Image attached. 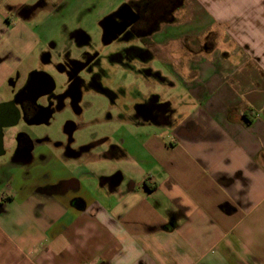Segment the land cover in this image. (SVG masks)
I'll list each match as a JSON object with an SVG mask.
<instances>
[{"label": "crops", "instance_id": "0c3cea01", "mask_svg": "<svg viewBox=\"0 0 264 264\" xmlns=\"http://www.w3.org/2000/svg\"><path fill=\"white\" fill-rule=\"evenodd\" d=\"M202 3L221 11L238 47L224 63L208 60L219 52L189 53L180 69L165 63L161 88L179 83L185 95L156 94L171 124H145L158 131L140 144L118 132L107 145L119 151L97 147L83 164L45 149V164L11 169L0 264H264V0ZM0 28L8 41L0 56L14 60L0 59V71L14 75L31 35L18 22ZM60 184L77 199L55 193Z\"/></svg>", "mask_w": 264, "mask_h": 264}, {"label": "rangeland", "instance_id": "374dc122", "mask_svg": "<svg viewBox=\"0 0 264 264\" xmlns=\"http://www.w3.org/2000/svg\"><path fill=\"white\" fill-rule=\"evenodd\" d=\"M130 1L133 0H11V7L22 8V17L15 14V9L13 11L7 9L2 3L3 0L0 1V25H5L4 18L6 16H9L12 21L20 18L21 21L19 19L16 21L19 25H23L31 35L32 52L23 61L17 63L19 64L17 71L21 73L22 79H25L26 76L28 78L32 71L45 70L50 72L48 74L58 84L64 82L63 76L55 72L54 64L48 66L44 63L43 54H49L53 63L59 61V53L66 52L68 56L76 58L79 53L75 45L77 40L87 45L86 51L98 56L96 64L91 65L96 73L93 77L107 90L109 95L100 93L91 95V106L81 121L82 126L77 129L73 138L71 146L73 152L71 153L75 154L71 155L68 152L67 155L63 149H60L63 155L74 158L72 164L88 162L91 144L100 137L107 138L118 132H128L132 135L134 144H140L145 131H158L154 127L146 125L144 127L134 123L133 121L136 119H131V123L119 120V113H123L122 100L129 108H133L135 102L149 97V94H152L156 100L155 96L161 93V90L166 93L167 98L173 100H180L185 95L182 84H176V79L172 80L177 85L176 88L163 90L160 84H155L154 87V82L149 76L144 78L137 75L138 65L135 62L138 56H141V47L130 48L131 45L116 43L108 46L111 43L108 42V35L113 29L110 23L114 17L125 15L126 5ZM202 2L203 0H182V5L176 12L175 25L177 26L164 27L156 35V43L163 45L159 58L161 62L153 61L150 65L151 69L160 71L166 76V73L171 75V71L166 66L168 63H177L179 69L187 66L192 58L191 55H188L190 44H194V46L198 43L203 44L208 36L211 40L214 39V52H219L215 59H208L209 61L224 63L227 61L224 53L232 52L238 47L232 28L221 25V11H208ZM262 9L264 7L261 8V11H264ZM5 34L6 30L0 28V52L8 45V41L2 39ZM75 36H79L78 39ZM170 51L177 53L174 60L168 57ZM144 56L146 59L150 55L145 53ZM1 57L0 59L4 60L3 63L14 62L11 57ZM194 59L201 60L202 57L194 55ZM4 71L7 70L2 68L0 71L4 75L2 76L5 81L0 94L3 101H7L11 97L10 87L15 80H11L14 75L6 76ZM109 99H115L119 107L111 109L108 105ZM152 100L154 101L153 98ZM131 114L132 110L129 115ZM64 121V116L55 118L49 126L39 125L30 129V134L40 140L48 139L51 148L57 142L66 144L67 139L62 133ZM11 132L9 131L6 135V147H10V137L13 134ZM53 149L55 148L53 147ZM4 156L0 159H4Z\"/></svg>", "mask_w": 264, "mask_h": 264}, {"label": "flooded vegetation", "instance_id": "af4514ba", "mask_svg": "<svg viewBox=\"0 0 264 264\" xmlns=\"http://www.w3.org/2000/svg\"><path fill=\"white\" fill-rule=\"evenodd\" d=\"M2 3L9 10L13 11L15 9V14L22 17V8H17L16 6L11 7V0H3ZM181 5L182 0H133L126 5L127 11L125 15L114 17L110 23V26H113V29L108 35V42H111L108 46L116 43L131 45L130 48L141 47V56H138V59L135 62V64L138 65L136 71L137 75L144 78L149 76L150 79L153 80L152 82H154V85L167 83L166 79L162 77L160 71H155L150 67L153 61H156L157 63L161 62L159 57L161 56L162 46L156 43V35L161 32L164 27L175 26V14ZM18 19L19 21L22 20L20 18ZM16 20L12 21L9 16L4 18L6 24L17 22ZM114 28H116V30H114ZM75 37L78 39L79 36ZM213 40L208 36L203 44L198 43L195 46L194 44H190L189 52L195 55L201 53H213ZM75 45L77 51H79L76 58L68 56L66 52L59 53V61L53 63V61L50 60L51 57L49 54H43L44 57L42 60L44 63L48 66L54 64V67L56 68L55 72L63 76L64 82L58 84L57 81L48 74L50 72L38 70V72L45 73L53 79L55 89L46 96L39 98L35 103L26 101L21 106L18 105L21 113L18 124L12 128L3 130L4 151L6 155L4 156V159H0V210L3 203L14 197L12 194H9V189L13 184V176L10 172L11 169L17 167L31 169L45 164L47 160L49 161L50 159L48 157L49 155L46 154L45 149L50 151L63 149L65 154L68 155L69 152L71 155H74L75 153H71L73 152L71 151L73 138L77 129L82 126L81 121H83L86 112L91 106V95H95V93L109 95L107 90H105L102 85L97 82L96 78L93 77L96 73L94 72V67L91 65L96 64L98 56L86 51L87 45L80 43L78 40L77 44L75 42ZM145 53L150 55L146 59L145 56L143 57ZM29 77L27 78L26 76L25 79H22L21 73L18 71L15 72L11 79L12 81L15 80L10 87L11 97L9 100L1 101L0 103L13 101L14 97L25 88ZM20 81H22V84H20ZM155 97L158 101V97ZM109 100L108 105L111 109L119 107L115 99ZM156 100L151 94L148 98L144 97L141 100H138V102H135L133 108H129L124 100H122L121 107L123 113H119V120L126 121L136 119V121L133 122L142 126L151 123L170 125V118L173 111L168 105H160ZM130 110H132V116L129 115ZM40 115L43 118L48 117L46 124L41 126H49L55 118L65 117L62 133L67 139L66 144L59 142L54 143L53 147L55 149H53V147H50V141L48 139L40 140L30 134V129L36 127L31 126V122ZM71 130H74L72 135L69 134ZM9 131H12L11 133L13 134L12 137H10V147H6L5 139ZM108 142V138L104 137L95 140L94 143L91 144V151L97 147L106 146ZM107 147L109 152L119 151L118 146L111 144L107 145ZM52 190L55 193L68 194L71 192L72 199H77L76 196H74L75 189L73 188L70 191V189L68 190L67 186L64 184H60Z\"/></svg>", "mask_w": 264, "mask_h": 264}, {"label": "water", "instance_id": "95a60500", "mask_svg": "<svg viewBox=\"0 0 264 264\" xmlns=\"http://www.w3.org/2000/svg\"><path fill=\"white\" fill-rule=\"evenodd\" d=\"M55 89L53 79L42 72H33L23 90H21L13 101L0 103V157L5 155L3 130L16 126L20 120L21 113L18 105L21 106L24 102L30 101L35 103L39 98L46 96ZM47 118L37 116L31 122V126H39L46 124ZM74 130H71L70 135ZM30 158V156L28 155Z\"/></svg>", "mask_w": 264, "mask_h": 264}, {"label": "trees", "instance_id": "16d2710c", "mask_svg": "<svg viewBox=\"0 0 264 264\" xmlns=\"http://www.w3.org/2000/svg\"><path fill=\"white\" fill-rule=\"evenodd\" d=\"M244 118L247 120V121H250L249 119H248V117L244 114Z\"/></svg>", "mask_w": 264, "mask_h": 264}]
</instances>
